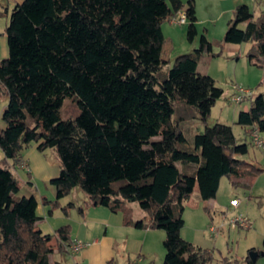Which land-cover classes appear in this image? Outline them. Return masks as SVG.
Returning a JSON list of instances; mask_svg holds the SVG:
<instances>
[{
  "label": "trees",
  "instance_id": "1",
  "mask_svg": "<svg viewBox=\"0 0 264 264\" xmlns=\"http://www.w3.org/2000/svg\"><path fill=\"white\" fill-rule=\"evenodd\" d=\"M180 13L187 18L188 41L199 37L198 46L170 66L163 24ZM197 22L195 0L15 4L6 27L9 54L0 59V101H6L0 129V264H60L52 253H65L72 244L69 224L44 234L37 224L38 199L19 195L23 181L16 165L31 144L41 152L55 150L60 160V173L50 181L55 207L76 188L93 205L115 212L134 202L145 215L127 224L165 232L163 264L215 260L211 250L181 234L187 202L196 186L198 198L209 200L223 177L240 187L241 178L264 167L240 156L249 144L238 142L233 126L209 123L216 81L198 71L199 61L222 51L214 52L205 32L199 36ZM223 43H251L248 57L264 67V14L256 17L249 5L238 4ZM67 98L77 102L80 114L63 119ZM195 120L201 128L190 135ZM235 123L251 137L255 129L264 132V93L239 111ZM72 207L63 210L69 215ZM245 260L254 264L249 255Z\"/></svg>",
  "mask_w": 264,
  "mask_h": 264
},
{
  "label": "rangeland",
  "instance_id": "2",
  "mask_svg": "<svg viewBox=\"0 0 264 264\" xmlns=\"http://www.w3.org/2000/svg\"><path fill=\"white\" fill-rule=\"evenodd\" d=\"M183 1L184 3L188 2V0ZM255 2L254 0H195L199 36L205 32L207 37L214 42V52L222 51L221 55L216 57L211 54L203 55L199 61L198 71L213 77L216 81L215 92L217 93V101L212 109L209 123L220 122L233 126L238 142L249 144L248 153L243 158L253 162L255 165L257 161H260L264 167V148L255 147L252 144V137L246 133L243 127L235 123L239 111L248 110L255 96L258 93H264V67L260 66L258 58L248 57L247 52L251 43H244L239 53H236L235 47L226 49V44L223 43L228 22L233 18L235 7L238 4L249 5L251 10L255 12L256 17L264 14V1L261 5ZM5 19L6 17L2 16L0 23L3 24ZM171 21H165L163 24V32L166 38L164 57L171 61L170 66H172L174 59L178 55L194 52L198 46L199 39L198 37L194 43L189 42L187 39V24L180 25ZM237 87L252 89L253 96L247 97L240 104L232 103L230 99ZM0 102L6 103L5 100ZM79 114L80 109L77 102L72 98H67L61 108L62 118L76 117ZM190 124V127H192V129H189L190 135L197 131L198 128H201V125L196 120ZM196 125L200 127H195ZM261 137L264 140V132L261 133ZM47 150H51L57 155L55 150ZM56 158L58 160V157ZM52 159L55 158L52 157ZM0 160L2 159L0 158ZM240 180H251L252 189H243L241 188L243 186L234 187L228 177H223L217 196L209 199L207 206L210 209L214 205L218 209H223L216 213L217 219L214 221V226L211 225L212 217L208 213L206 204L196 194L198 193L197 189H195L193 195L194 203L190 202L186 206L184 213L185 224L181 234L184 238L186 237L185 239L192 241L196 245L211 250L215 258L211 264H248L242 258L245 255H249L248 249L264 244V171L255 176L247 175ZM42 188H44L43 185H39V189ZM249 193H251V197H248ZM85 196V193L80 188H76L72 191V194L66 197V201L70 198L73 201H77L79 204L77 210L80 214L79 208L83 207L84 210L86 206ZM233 197L238 199L240 206L235 208L231 205ZM66 201L63 202L66 203ZM53 203L51 205L54 208ZM197 203L200 205L195 208ZM63 205L59 207L61 209L57 211V216L61 215L68 218L70 214L67 215L63 210L67 203ZM40 212L41 209L39 210ZM226 212L227 214H225ZM238 215L248 217L252 226L248 229L232 228L230 221ZM211 227H215L217 232L211 231ZM153 230L160 236H154L151 244L147 242L151 251L147 264H162L165 255V248L163 247L165 232L158 229Z\"/></svg>",
  "mask_w": 264,
  "mask_h": 264
},
{
  "label": "crops",
  "instance_id": "3",
  "mask_svg": "<svg viewBox=\"0 0 264 264\" xmlns=\"http://www.w3.org/2000/svg\"><path fill=\"white\" fill-rule=\"evenodd\" d=\"M22 1L0 0V18L2 16L6 17L5 22L3 24L0 23V59L7 57L9 54L6 27L9 23L11 11L16 3ZM263 1L256 0L255 3L261 5ZM242 45L228 43L226 44V49L235 47L234 50L236 53H239ZM5 105L6 103L0 102V129L5 127L2 119ZM244 155L240 156L243 157ZM52 157L55 159H52ZM56 157L58 156L54 152H51V150L41 152L38 150L36 144H31L22 152L18 159L20 163L16 165V173L23 181L19 195H35L39 201L37 212L40 219L37 224L42 232L44 234H55L57 228L61 225L69 224L71 226V246L65 253L57 250L54 251L51 255L52 261L60 262V264H108L109 261L113 260L116 264H147V260H149L148 258L151 254L150 246L147 245V242L151 244L154 236L158 237L160 234L150 228H138L133 224H127V220H140L144 217L145 214L138 204L127 202L124 204L123 210L115 212L107 206L93 205L85 194L84 200L86 206L83 212L80 211L79 214L77 210L79 204L77 201H73L71 198L66 201V197H64L60 199L61 206L66 203L67 205L73 204V207L70 209V216L68 218L61 215L57 216V211L61 208L55 206L53 208L51 205L56 200V188L50 183L51 179L57 177L60 173V160L59 158L57 160ZM0 158H4L1 148ZM261 164L260 161H257L255 166L260 167L262 166ZM241 182L244 184L243 187L240 186L241 188L252 189L251 180ZM39 185H43L44 188L39 189ZM195 189L198 192L197 186ZM193 195L194 193L187 202L188 205L190 202L194 203ZM251 196V193H249L248 197ZM45 199L48 203L44 201ZM234 199L235 197L231 200ZM63 201H66V203ZM204 203L206 204L208 213L212 217L211 225L214 226V221L217 219L216 213L223 209H218L216 205L210 209L207 206L209 200H205ZM199 205L197 203L195 208H198ZM238 206H240V202ZM238 206L233 207L236 208ZM40 209L41 212L39 213ZM74 244H81L82 247L74 250ZM52 245L56 246L55 238L52 241ZM251 250H256L260 253L254 264H264V244L253 246L248 249V252ZM245 256L242 258L245 259ZM236 261L239 262L238 260Z\"/></svg>",
  "mask_w": 264,
  "mask_h": 264
},
{
  "label": "built area",
  "instance_id": "4",
  "mask_svg": "<svg viewBox=\"0 0 264 264\" xmlns=\"http://www.w3.org/2000/svg\"><path fill=\"white\" fill-rule=\"evenodd\" d=\"M254 1H256V0H254ZM172 22L180 24V25L186 24L187 18H186L185 13H180L177 17L172 19ZM252 95H253L252 89L237 87V89H236L235 93L233 94V96L231 97L230 101L232 103L240 104L243 101H245V99L247 97H251ZM252 144L257 148H264V140L261 137V133L256 129L252 133ZM23 166H25V165L23 164ZM238 204H239V201L237 199H234L231 201V205H233V206H238ZM230 225L232 228L248 229L252 226V223L248 217L243 216V215H238V216H235L233 219H231ZM211 231L217 232L215 227H211ZM81 247H82L81 244H74L73 245L74 250H78Z\"/></svg>",
  "mask_w": 264,
  "mask_h": 264
},
{
  "label": "water",
  "instance_id": "5",
  "mask_svg": "<svg viewBox=\"0 0 264 264\" xmlns=\"http://www.w3.org/2000/svg\"><path fill=\"white\" fill-rule=\"evenodd\" d=\"M259 252L258 251H256V250H251L250 252H249V256H250V258H251V260L253 261V262H255L256 261V259H257V257L259 256Z\"/></svg>",
  "mask_w": 264,
  "mask_h": 264
}]
</instances>
